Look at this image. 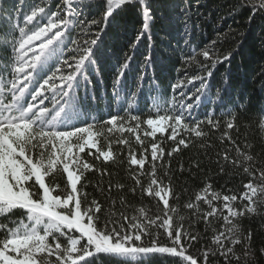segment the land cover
<instances>
[{"label": "snow or ice", "instance_id": "snow-or-ice-1", "mask_svg": "<svg viewBox=\"0 0 264 264\" xmlns=\"http://www.w3.org/2000/svg\"><path fill=\"white\" fill-rule=\"evenodd\" d=\"M237 7L251 10L250 22L256 14L264 19V0H238ZM93 8L99 11V17L89 19L85 9ZM132 10L143 22L135 42H130L132 51L109 55L104 37L113 23ZM153 20L149 0H61L55 8L51 0H33L26 13L22 5L18 13L15 7H3L0 0V264H96L103 259L116 264H159L161 255L173 258L169 264H209L210 257L217 254L224 257L225 264H231L233 258L239 264L241 257L236 255L235 245H247L246 257L255 255L252 233L241 236L233 220L264 210V167L242 166L251 179L239 196L213 191L212 184L207 183L201 189L203 195L197 194L194 202L183 205L209 224V218L219 210L213 201L222 200L227 213L223 219L231 224L229 234L215 235L216 247L199 256L190 248L200 236L191 222L185 226L184 216L169 202L175 197L171 179L166 185L157 174L158 169L165 168V155L170 159L181 146L188 147L193 136L203 143V138L222 129V138L234 146V151L245 161L254 162L253 155H244L230 134L238 129L239 116L249 110L251 102L245 104L243 97L238 102L230 99V73L213 86L218 68L230 66L235 53L217 51L220 45L216 40L202 49L189 46L190 54L182 59L184 74L170 84V96L165 95L155 75V56L149 52L141 63H135L136 45L146 33L150 34ZM111 60L115 63L106 72L104 62ZM193 65L195 70L188 72ZM149 68L153 69L151 77ZM101 85H106L103 96L97 94ZM105 98L109 115L97 120L92 113L98 111L99 102ZM141 104L150 106L155 117L142 120ZM217 107H231V111L224 112L227 119L207 114L200 119L194 115L201 109L214 113ZM257 113L264 117V105L257 108ZM144 124V135L153 141L157 132L170 129L166 139L174 143L167 153L162 147L163 138L151 143L150 160L146 155H129L128 163L137 166L130 176V189L122 182L113 185L111 171L79 155L87 149V156L94 160L103 157L102 164L109 160L115 163L111 150L97 149L94 137L103 134L102 126H108L107 132L134 133L143 144L140 131ZM257 124L264 130V120H257ZM116 142L126 144L127 140ZM229 159L225 149L223 160ZM146 163L150 164L147 173ZM231 163L237 167L238 157L233 156ZM195 166L199 167L198 161ZM89 172L109 177L107 187L97 182L94 189L103 195V202L96 196L90 198L86 191ZM145 175L149 177L147 187L141 180ZM162 176L169 177V171L165 169ZM128 191L158 198L163 208L151 215L143 207L132 216L121 211L118 219H112L113 213H106V208H114L117 200L122 207L130 206L124 196ZM201 200L209 207L202 214L198 209ZM237 200L247 203L233 207ZM102 220L104 227L100 228Z\"/></svg>", "mask_w": 264, "mask_h": 264}, {"label": "trees", "instance_id": "trees-1", "mask_svg": "<svg viewBox=\"0 0 264 264\" xmlns=\"http://www.w3.org/2000/svg\"><path fill=\"white\" fill-rule=\"evenodd\" d=\"M33 3V0H2L3 7H15L17 12H20L21 5L24 12ZM53 8L61 3V0H51ZM152 5L154 20L150 28V34L146 33L144 37L136 45L135 63L139 64L143 60V55L151 52L156 58L155 75L160 82L161 91L165 95L170 96V84L179 76L182 77L185 69L182 67V59L190 54L191 48L202 49L209 42L216 40L220 48L224 51L231 50L235 53V58L231 65H222L218 68L213 86L218 84L221 78L230 73L232 91L230 99L238 102L240 97H243L245 104L250 101V107L247 112H241L238 120V129L231 131V136L241 148L244 155H253L254 162L244 160L242 155L234 151V146L227 140L222 138V131L215 132L210 138L205 137L201 143L200 138H191L188 147L181 146L180 151L175 152L169 159L166 155L164 158L165 168L158 169V175L164 179L167 185L169 178L175 197L170 198V204L175 207L179 215L184 216L183 223L187 227L191 222L193 230L200 236V240L190 248V252L194 255H201L206 250L215 248L213 237L220 232L228 235V229L231 224L224 221L223 216L226 215L223 208V201H213V206L217 207L214 217H210V223L206 224L192 210L183 207L188 202H194L197 194L203 195L201 189L205 184L211 183L213 191L221 192V194L235 193L238 196L244 191L243 185L251 179L242 171V166L257 165L264 167V130L259 129L257 120H264L257 113V108L264 105V19L258 14L255 15L252 22L251 10L247 7L241 9L237 7L238 0H149ZM88 12V18L92 16L99 17V11L95 8ZM22 16L23 13H20ZM142 18L135 10L129 11L124 16L113 23L105 39L108 47L109 55L115 52L116 55H122L124 52H131L130 42H135L136 35L142 28ZM186 41L188 45H186ZM190 46V47H189ZM210 46V45H209ZM198 59H202L198 57ZM115 61H105V71L107 72ZM177 69H180L178 72ZM195 65L188 68V72H193ZM148 75H153V69L149 68ZM107 83L110 80L106 77ZM106 85H101L98 89V95H104ZM98 111H93L92 116L97 120L106 118L109 115L110 106L108 99L101 100L98 104ZM150 106L140 105L141 119L145 120L150 115L155 117L154 110L149 111ZM243 107V106H241ZM115 106L111 107V112L115 114ZM225 111H231V107L226 110L219 107L215 112L208 109H201L198 113H194L198 118L203 119L205 115H215L217 118L227 119L224 116ZM235 115V113H233ZM123 115V112H121ZM91 119V117H89ZM104 128L103 134L99 137H94L97 140V149L109 151L114 155L116 160L113 163L109 160L102 164L103 157L100 160H94V157L87 156L85 153H79L82 158H86L89 162H95L98 166H102L111 171V181L113 185L116 183H124L127 188L133 185L130 176L135 174L137 166H131L128 163L129 155L134 154L137 158L141 155H146L150 160L151 143L160 142L163 138L162 147L165 153L171 151L173 141L166 139L168 132L156 134V141H153L151 136L144 135V129L147 125H142L140 138L144 141L140 144L134 133L107 132V125ZM207 131V128L205 127ZM150 131V129H148ZM179 138V137H177ZM119 139L127 140V143H117ZM144 148L148 151L145 153ZM97 149H91L97 152ZM225 149L229 153V161L225 162L223 156ZM238 157L237 167H233L231 158ZM199 162V167H196V162ZM183 166V171H181ZM169 171V177H163V171ZM221 169H224L221 171ZM239 169V170H238ZM150 170V164L146 163L144 172ZM89 177V187L86 191L92 196H96L103 202V195L99 191L94 190L97 182L101 187H107L109 177L105 175L100 177L99 173H87ZM142 183L147 187L149 177L147 175L141 177ZM118 196L117 190L113 188V197ZM125 198L131 202V205L121 206L119 200L114 208H106L107 212H112V219H118L121 211H126L129 216L139 214L140 207L145 208L149 214L159 212L163 208L162 202L158 203V198L141 197L139 191L134 195L130 191L124 193ZM178 198V199H177ZM246 201L237 200L233 207H241ZM110 204V202H109ZM133 209L137 211L134 213ZM199 213L209 210L208 205L203 201L198 202ZM178 218V217H177ZM232 220V217L229 218ZM240 229L241 236H246L248 232L252 233L251 247L255 252L254 256H245L244 248L247 246L235 245L234 251L241 259L239 264H264V210L259 214H248L244 217H238L233 220ZM109 227L112 224L109 223ZM100 228L104 227V221L99 224ZM161 241H165V237L161 236ZM223 240L224 237H221ZM145 243H148V238L145 237ZM229 247H233L230 243ZM173 259L161 255L158 257L159 264H169V260ZM96 264H116L115 261L108 259L97 260ZM148 264V261L142 262ZM209 264H225L224 257L217 254L215 257H210ZM231 264H237L235 258Z\"/></svg>", "mask_w": 264, "mask_h": 264}, {"label": "rangeland", "instance_id": "rangeland-1", "mask_svg": "<svg viewBox=\"0 0 264 264\" xmlns=\"http://www.w3.org/2000/svg\"><path fill=\"white\" fill-rule=\"evenodd\" d=\"M151 131V130H150ZM160 132H157L156 134H159ZM223 209V208H222ZM226 213V212H225ZM226 215H227V213H226ZM229 218H231V217H229ZM224 240V239H223Z\"/></svg>", "mask_w": 264, "mask_h": 264}]
</instances>
